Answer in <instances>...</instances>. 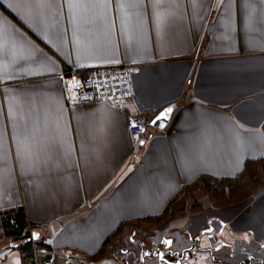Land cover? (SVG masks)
<instances>
[{"label": "crops", "instance_id": "obj_1", "mask_svg": "<svg viewBox=\"0 0 264 264\" xmlns=\"http://www.w3.org/2000/svg\"><path fill=\"white\" fill-rule=\"evenodd\" d=\"M122 63L139 65L130 98L68 101L66 71ZM0 152L14 169L0 181V264H264V187L173 218L157 245L134 231L104 246L203 175L264 156V0H0Z\"/></svg>", "mask_w": 264, "mask_h": 264}, {"label": "built area", "instance_id": "obj_2", "mask_svg": "<svg viewBox=\"0 0 264 264\" xmlns=\"http://www.w3.org/2000/svg\"><path fill=\"white\" fill-rule=\"evenodd\" d=\"M138 68L137 64L122 63L85 70L69 69L63 76L66 97L70 103H74L72 97L75 96L77 104L124 101L132 95V76ZM73 80L79 83V88L69 87ZM127 126L133 136H138L144 131V121L138 114L129 116ZM53 252L64 256L67 260H72L74 256L62 249H53ZM46 264H52V259H48Z\"/></svg>", "mask_w": 264, "mask_h": 264}, {"label": "trees", "instance_id": "obj_3", "mask_svg": "<svg viewBox=\"0 0 264 264\" xmlns=\"http://www.w3.org/2000/svg\"><path fill=\"white\" fill-rule=\"evenodd\" d=\"M264 166V156L259 159L248 160L245 163L244 169L237 175L232 177H216L212 175H203L198 183L188 187L184 193L174 199L165 211L174 214L181 201L186 196L187 191L190 188L197 186L199 183H203L207 189L209 197L213 199L215 206H226L230 204H236L250 198L256 191V175L257 169ZM184 206V205H183ZM180 207V206H179ZM182 213L184 208H181ZM151 219V218H148ZM130 223H122L105 241L104 246L113 244L115 240L119 239L121 228L132 225ZM23 223H19V229ZM125 228V227H124ZM31 242V241H30ZM114 245V244H113Z\"/></svg>", "mask_w": 264, "mask_h": 264}, {"label": "rangeland", "instance_id": "obj_4", "mask_svg": "<svg viewBox=\"0 0 264 264\" xmlns=\"http://www.w3.org/2000/svg\"><path fill=\"white\" fill-rule=\"evenodd\" d=\"M256 182L257 183L255 185V191L264 187V166L257 169ZM207 195L208 192L205 185L203 183H199L197 186L190 188L187 191L186 196L179 205L180 207L178 206L174 214L168 212L165 216L157 221L156 219L151 220V223L138 221L131 223L132 225L130 226H124L126 229L124 227L121 228L122 230L119 234L118 241L121 240L120 243H122V241H126L125 239H128L134 231H136L134 235L136 238H150L151 236L154 238H158V235L166 232L164 228H166L169 221L173 218H178L183 214L192 215L195 212L208 211L209 207L212 206L214 202L213 199L211 197H208ZM182 207L184 208L183 213L181 211ZM156 222L157 224H155ZM151 227L155 228L151 229Z\"/></svg>", "mask_w": 264, "mask_h": 264}, {"label": "snow or ice", "instance_id": "obj_5", "mask_svg": "<svg viewBox=\"0 0 264 264\" xmlns=\"http://www.w3.org/2000/svg\"><path fill=\"white\" fill-rule=\"evenodd\" d=\"M161 4H162V0H153V7H154V8L159 9L160 6H161ZM20 6H23V5H20ZM70 6H71V5H70ZM121 6H122V7H125V5H121ZM127 6H128V7H137V6H139V4H138V2H136V3H131V4L127 5ZM10 7H11V5H10ZM249 7H251V6H249ZM156 15H157V19L159 20V18H160V13L157 12ZM69 87H70L71 89H76V88H79L80 85H79L78 82H76L75 80H73V81L70 83ZM72 101H73L74 103L76 102V97H75V96L72 97ZM166 111H167V112H171L172 109H167ZM61 115H62V114H61ZM61 115H58L57 118H56V119H57V123H58V125H59L60 120H61ZM163 115H164V114H161V116H163ZM160 118H161V117H157V119H160ZM65 126H66V125H65ZM8 160H9V155H8V153L0 152V181H2V180H3L4 178H6L7 176L11 175L12 172L14 171L13 167L10 166V165L8 164ZM32 236H33V238H35V239H39V238H40L39 235H38L37 233H33ZM245 238H246V237H245ZM164 244H166V245H171V244H172V241H171V240H165V241H164ZM262 247H264V245H262ZM145 255H148V253H145ZM160 259H161V260L164 259V256H163L162 253L160 254ZM15 264H20V261H19V260H16V261H15Z\"/></svg>", "mask_w": 264, "mask_h": 264}, {"label": "water", "instance_id": "obj_6", "mask_svg": "<svg viewBox=\"0 0 264 264\" xmlns=\"http://www.w3.org/2000/svg\"><path fill=\"white\" fill-rule=\"evenodd\" d=\"M167 109H172V107H169V108H165L163 109L162 111H160L151 121V124L157 128H161L163 127L162 123H167L170 119V115H171V112H167L166 110ZM161 114H164L163 116H161ZM157 117H161L160 119H157ZM170 252H168L167 255H169ZM181 264V261H177V264Z\"/></svg>", "mask_w": 264, "mask_h": 264}, {"label": "flooded vegetation", "instance_id": "obj_7", "mask_svg": "<svg viewBox=\"0 0 264 264\" xmlns=\"http://www.w3.org/2000/svg\"><path fill=\"white\" fill-rule=\"evenodd\" d=\"M154 245H157L159 242H160V238L158 237H150V239H149Z\"/></svg>", "mask_w": 264, "mask_h": 264}]
</instances>
